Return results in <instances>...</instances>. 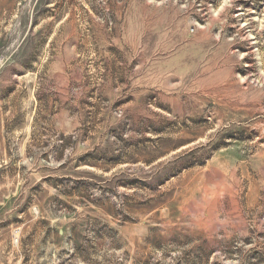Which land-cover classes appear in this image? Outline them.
Here are the masks:
<instances>
[{
    "label": "rangeland",
    "instance_id": "obj_1",
    "mask_svg": "<svg viewBox=\"0 0 264 264\" xmlns=\"http://www.w3.org/2000/svg\"><path fill=\"white\" fill-rule=\"evenodd\" d=\"M0 264H264V0H0Z\"/></svg>",
    "mask_w": 264,
    "mask_h": 264
}]
</instances>
